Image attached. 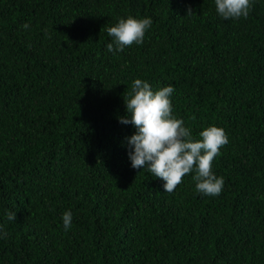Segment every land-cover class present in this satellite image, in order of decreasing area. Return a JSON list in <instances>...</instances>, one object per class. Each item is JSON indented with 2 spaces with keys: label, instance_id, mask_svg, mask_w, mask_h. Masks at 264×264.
<instances>
[{
  "label": "trees",
  "instance_id": "obj_1",
  "mask_svg": "<svg viewBox=\"0 0 264 264\" xmlns=\"http://www.w3.org/2000/svg\"><path fill=\"white\" fill-rule=\"evenodd\" d=\"M129 15L143 43L108 52ZM135 79L173 86L194 139L224 129L219 195L131 167ZM0 264H264V0L229 20L215 0H0Z\"/></svg>",
  "mask_w": 264,
  "mask_h": 264
},
{
  "label": "clouds",
  "instance_id": "obj_2",
  "mask_svg": "<svg viewBox=\"0 0 264 264\" xmlns=\"http://www.w3.org/2000/svg\"><path fill=\"white\" fill-rule=\"evenodd\" d=\"M253 0H215L216 12L224 20L247 18ZM191 9L188 15H191ZM152 24L151 18H117L114 26L107 28L112 42L106 45L108 52H122L134 43H143L144 35ZM28 29L29 24L21 26ZM173 86L153 91L151 85L141 79L132 82L131 90L123 96L126 112L120 117L122 124H131L134 134L127 137V153L133 169H147L152 176L163 183L164 192L171 193L182 178L194 172L192 180L196 191L205 196H217L223 190L224 179L212 171V162L220 149L229 143L224 129L209 125L199 132L200 139H194L183 119L172 114L171 95ZM9 221L16 219L15 212H8ZM65 231L72 226V213L62 214Z\"/></svg>",
  "mask_w": 264,
  "mask_h": 264
}]
</instances>
